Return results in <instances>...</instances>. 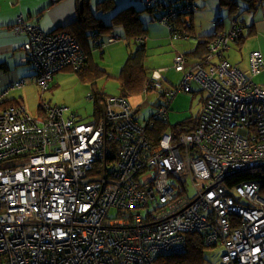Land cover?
<instances>
[{
  "label": "built area",
  "instance_id": "1",
  "mask_svg": "<svg viewBox=\"0 0 264 264\" xmlns=\"http://www.w3.org/2000/svg\"><path fill=\"white\" fill-rule=\"evenodd\" d=\"M144 4L149 10L165 4L159 22L172 37L188 39L176 22L191 21L194 1ZM237 21L209 46L208 61L216 64H192L177 53L178 85L168 86L165 68L146 79L144 93L167 101L191 93L194 84L207 92L197 128L179 138L166 133L152 146L148 137L146 126L167 120L165 100L148 120L122 96L107 97L87 122L45 101L42 117L29 116L23 105L0 114V264H155L184 254L192 233L209 247H224L221 264H264L259 185L227 186L240 172L264 168V87L253 81L264 73V57L251 54L250 76L225 59L228 43L240 36ZM12 32L29 37L23 61L33 65L44 93L62 69L86 65L87 53L67 33L47 35L23 15ZM24 86L13 83L0 100Z\"/></svg>",
  "mask_w": 264,
  "mask_h": 264
},
{
  "label": "crops",
  "instance_id": "2",
  "mask_svg": "<svg viewBox=\"0 0 264 264\" xmlns=\"http://www.w3.org/2000/svg\"><path fill=\"white\" fill-rule=\"evenodd\" d=\"M109 1H112L115 7L112 11H107V12L103 11V13L113 12L116 9L117 5H118V8L116 9L117 10L116 12L119 13L120 11L126 9L127 7L133 6L132 4L135 0H109ZM80 2L82 5L85 2L88 3L94 15L98 17L97 14L100 13L99 12L100 10H98V4L101 1L96 4L95 8H93L91 6L90 0H60L59 2L55 4L52 3L51 0H0V95L4 94L7 88L13 83L20 81V80H24L25 86L20 90L11 92L10 94L11 96L9 97V99H15L20 104H22L23 101L24 102L27 101L29 91L40 89L39 86L35 82L36 72H35L34 67L31 64L23 61L25 57V51L23 48L28 43L29 37L23 33L15 34L12 32V28L17 24L18 17L23 15L29 24L39 25L40 28L47 34L63 33V32L66 33L67 32L66 29L71 24H73L78 18V14L80 13V9H79ZM262 6H263V10L261 11L262 18L258 19L257 15H255L256 18L254 20H251L252 23L249 25H247L246 20L244 21L247 26V29H245V32H244L245 37H247L248 35L252 33V35L249 37V39L244 45L246 46V44L253 38L254 39L259 38L261 42V49H262V51L260 52L263 54V57H264V2ZM113 17L109 19L110 20L109 22L105 21L104 19L103 20L107 25H112ZM146 28L148 29V27ZM119 29L122 31L121 33L118 31ZM217 30H220V29H216L215 31ZM90 32L91 31H88L87 36H90V37H88L86 44L91 51V60L93 61V63H95L101 68L100 64L97 63L96 58L101 57L102 59H105L104 57L105 50L108 49L107 51L109 53V58H108L109 61L106 62L105 64L106 67H104V69L103 68L101 69L104 72H106L107 76H109V72L113 70L114 68L113 66L115 62L116 66L119 65V71L116 74V78H119L121 76L122 69L129 55L133 52L129 49V47L133 45L137 48L138 45L126 39L124 28L120 25H112L111 29H107L103 31L102 30H97L95 32L92 31L91 34L94 33L92 35L90 34ZM202 34L203 35L200 34L199 38H203L207 36V32L202 33ZM148 35H149V29H148ZM111 36H118L121 38V40H119L118 42L111 43L110 42ZM191 38L179 39V38L172 37L171 34L170 35L168 34V36L164 35L163 39H160L159 36H155V39L153 40V42L155 43L154 48H157V49L162 48V50H159L160 56H164L165 54H170L167 57L162 58V60H156L157 63L154 64V66L159 67V69L160 68L168 69L167 74H166V80L168 82V86H176L181 82L177 80L176 82H172L171 81L172 78L170 79L169 73H168L169 68L173 65V60H174L173 58L175 57L177 53L188 55L189 60L192 63L197 62L195 56L192 57V54L197 50L200 41L196 40L195 42ZM121 44H124V46L112 48L114 46L121 45ZM168 45L172 46V50L166 49V46ZM244 45L238 46V47L243 49ZM248 45L249 44H247V46ZM231 49L232 48L230 47L229 48L230 51L228 50L229 53L227 52V57L229 61L233 65L237 66L245 74L249 75L250 70H251L250 56L246 60L244 57L241 60L230 59ZM147 55H148V49H147ZM115 59L118 62L114 61ZM244 62H246L247 64L244 65ZM156 67H154L153 69H155ZM146 69L150 71L153 70L147 67ZM62 72L66 73L67 70L61 71L55 76L63 75L61 74ZM177 75L181 76V74H177ZM107 76L104 78H107ZM77 78L78 80H76L77 81L76 84L80 82L83 83L78 76ZM63 79L64 78H59L58 82L61 81L59 85L58 84L51 85L50 89L54 90L55 88L60 87L61 84L63 85L64 84ZM55 80L56 78L54 77V81L52 84L55 83ZM101 80H99L98 83ZM253 80L255 82V79ZM85 85H87V87L90 88L89 93H91L90 85L88 84H85ZM260 86L264 87L263 85H260ZM98 87H99V84H98ZM149 95L152 96V99H153L152 105L156 109L159 104L164 102V100L168 103L170 107V111L167 114V121L171 124H177L186 119H196V118L200 119L201 112L204 108V105L206 103V98H207V94L204 91H202V89L197 84L193 85V91L191 93H181L171 101H167L166 99H163V98L158 99L152 94H145V93H143L142 95L138 97H143L144 105H147L149 104L148 101H151V99L148 98ZM138 97H133V98H138ZM43 101L49 104L52 103L51 100L46 101V99L44 98L42 99L39 98V102H38L39 106L41 105ZM59 105L60 104H57L54 106H59ZM94 114L95 112L93 110L92 117L94 116Z\"/></svg>",
  "mask_w": 264,
  "mask_h": 264
},
{
  "label": "trees",
  "instance_id": "3",
  "mask_svg": "<svg viewBox=\"0 0 264 264\" xmlns=\"http://www.w3.org/2000/svg\"><path fill=\"white\" fill-rule=\"evenodd\" d=\"M59 1L60 0H58V2ZM184 1L185 0H168V2H172L173 5H180L184 3ZM191 1L195 2L196 0H191ZM245 1L250 4L249 10H258V8H260L264 2V0H245ZM220 4L223 8H230V12H232L234 8L237 6V0H220ZM164 5L163 6L158 5L154 10L146 9V7L145 9L151 14H156V12H159L161 7H164ZM114 7H115L114 3L109 0L101 1L98 4V10L100 11H106V12L112 11ZM79 9H80V13L78 14L77 20L66 29L67 31L66 33L74 37L75 40L80 44L82 49L88 55V60L86 62V65L81 70L74 72L83 83L90 85L91 94L93 95L94 98L93 100L94 112L95 114H98L102 111L103 107L105 106L108 97V95L105 94L103 90L98 87V81L103 79L107 75L106 72H104L98 65L93 63V61L91 60V51L86 44L88 37H90L87 36L88 31L91 32L92 31L95 32L97 30L103 31V30L111 29L112 25H120L124 28L126 39L138 45V43H136L137 39L147 38L148 29L145 27L144 23L140 19V12L137 11L133 6L127 7L126 9L117 13L113 17L112 25H107L103 19L96 17V15H94L92 10L90 9V6L86 2L83 3V5L80 2ZM194 14L195 12L193 13L192 15L193 17L189 23L182 24L179 22V20H177L176 22L178 28L185 31V33H188L189 35L188 39L191 38V34L194 32V25H193ZM237 20H238L237 28L239 27V24L242 25V28L240 31V36L235 40L230 41L228 43L227 48H225L224 50V57L228 61L229 59L227 57V52L230 48V43L233 42L237 46H243L247 42L249 37L252 35L251 33L250 35L245 37L244 31L245 29H247V26L244 21L240 19ZM221 26L223 25L215 24L216 29H219ZM232 27L233 26L231 25V29L229 31L217 30L213 35L203 37L200 40L197 50L192 54V57L195 56L197 62L192 63L189 60V56L184 54L188 59V61L192 64H197V65L205 64L208 61L209 46L214 41L217 34L220 32L229 33L232 30ZM139 43L140 44L137 46V48L129 55L122 69L121 76L118 78L122 89L121 96L127 99L138 97L144 93L145 82L149 73L151 72L150 70L146 69V60L148 58L146 44L142 42ZM208 62L210 64H216V59L213 58ZM230 64L231 66H235L231 62ZM64 70H73V69L70 67H66L61 71ZM247 76H250V74ZM11 92H15V91H11ZM11 92L5 98L0 100V114H2L4 111L8 110L11 107L22 105L15 99H9V97L11 96L10 95ZM205 93L207 94V92ZM207 100H208V95L206 101ZM41 109L42 108L40 105V110ZM42 116L43 114L41 113V117ZM198 120L200 119L199 118L186 119L177 124H171L165 119L153 121L151 124L146 126L148 137L153 142L152 146H155L160 141L162 136L166 133L173 134L176 138H179V136L183 134H189L195 131V129L199 124ZM248 183L258 184L260 188V194L264 196V168L240 172L232 176L229 180H227V186L229 187L230 191H232L231 189H234L238 186H243ZM187 239H188V248L184 254H181L179 256H160L156 259L155 264H204L206 259L205 258L206 252L212 248H210L206 244L201 234H196V233L189 234L187 236ZM219 245L222 246L221 244ZM219 245H217L216 247H218Z\"/></svg>",
  "mask_w": 264,
  "mask_h": 264
},
{
  "label": "rangeland",
  "instance_id": "4",
  "mask_svg": "<svg viewBox=\"0 0 264 264\" xmlns=\"http://www.w3.org/2000/svg\"><path fill=\"white\" fill-rule=\"evenodd\" d=\"M102 0H90L91 6L95 8L96 4ZM198 9L194 14V32L191 34V39H193L195 42L200 41L202 38L200 37V34L207 32V36H211L216 28H215V22L222 20L224 21L223 26H221L220 30L229 31L231 29L232 20L233 19H240L242 21L246 20L247 25L251 24L252 21L256 18L255 15H257L258 19L261 17V11L263 10V6L259 8V10H249L250 4L247 3L245 0H237V6L234 8L232 12H230V8H223L220 4V0H196L195 1ZM138 11H140V18L142 22L148 27L149 29V35L146 39V47L148 49V58L146 61V67L153 69L154 64L157 63L156 60H162V58L167 57L170 54H165L164 56L159 55V50L154 48V42L155 36H159L160 39L164 38V35L168 36L170 35L167 27L165 25H162L159 22V17L161 16V11L156 12V14H151L150 12L145 10V4L144 0H135L132 4ZM118 8V5L116 9ZM114 10L110 13H103V11H99L100 13L97 14L98 18L104 19L105 21L109 22L110 18H112L117 12V10ZM193 17V16H192ZM26 20V19H25ZM219 30V31H220ZM120 33L122 32L120 29L118 30ZM245 32V31H244ZM64 33V32H63ZM200 33V34H199ZM205 36V37H207ZM148 41V42H147ZM137 43V42H136ZM140 43H138L139 45ZM247 44H249L247 46ZM246 46L244 45L243 49L238 47L235 43H230L231 49V55L230 59H239L241 60L243 57L245 60L251 55L253 51H262L261 49V42L260 39H252L250 40ZM124 44L114 46L115 47H122ZM175 47V46H174ZM131 51H134L136 49L135 46L131 45L129 47ZM167 50H172V46L168 45L166 46ZM105 50V59H102L101 57L96 58L97 63L100 64L101 68L104 69L105 64L107 61H109V53ZM230 51V50H229ZM228 51V53H229ZM172 52V51H171ZM175 55V54H174ZM176 56V55H175ZM175 58V57H174ZM173 58V59H174ZM114 61H117L116 59ZM118 62V61H117ZM247 63L244 62V65ZM160 65V64H159ZM113 70L109 72V76L107 78H103L98 84L99 87L102 88L103 92L109 96H121L122 89L119 83L118 78H116V74L119 71V65L116 66V63L114 62ZM115 69V71H114ZM155 69H159V67H156ZM154 70V69H153ZM168 69L165 68L164 75L166 77ZM173 65L169 68V77L172 82L181 81L183 78L182 72H177ZM59 76H55L56 80L55 83L52 85H59L61 81L58 82L59 78H64L63 82L64 84L60 87L55 88L54 90H49L47 92H42L40 89H35L29 91L28 99L27 101H23L22 104L24 105L27 114L31 117H41L42 109L40 110V106L38 104L39 98H44L47 100H51L52 105L60 104L59 106H65L69 107L71 109V112L76 113L80 118L87 122L92 119L93 110H94V101L88 99V93L90 91V88L87 87V85L83 83H77L76 80H78L74 70H67V72H62ZM177 74H181L177 75ZM73 77V79H72ZM36 78V76H35ZM255 82L259 85L264 86V73L257 75L254 77ZM169 81V79H168ZM151 101H148L149 104L144 105L143 97L138 98H130V102L139 108V117L143 120L149 119L151 116L155 114L157 109L152 105V96H148ZM43 103V102H42ZM41 103V106H42ZM194 199V194H190V200ZM117 212L115 210L110 212V217L115 218ZM224 247L218 246L215 248H212L206 252L205 255V262L204 264H221V258L224 254Z\"/></svg>",
  "mask_w": 264,
  "mask_h": 264
},
{
  "label": "clouds",
  "instance_id": "5",
  "mask_svg": "<svg viewBox=\"0 0 264 264\" xmlns=\"http://www.w3.org/2000/svg\"><path fill=\"white\" fill-rule=\"evenodd\" d=\"M55 34V33H54ZM155 70V69H154ZM153 71V70H152ZM57 75V74H56ZM44 102V101H43ZM42 114H43V112H42ZM216 246H214V247H210V248H215ZM156 261V260H155Z\"/></svg>",
  "mask_w": 264,
  "mask_h": 264
},
{
  "label": "bare ground",
  "instance_id": "6",
  "mask_svg": "<svg viewBox=\"0 0 264 264\" xmlns=\"http://www.w3.org/2000/svg\"><path fill=\"white\" fill-rule=\"evenodd\" d=\"M45 34H47V33H45ZM48 35V34H47Z\"/></svg>",
  "mask_w": 264,
  "mask_h": 264
}]
</instances>
